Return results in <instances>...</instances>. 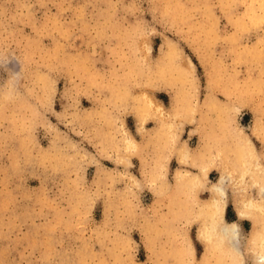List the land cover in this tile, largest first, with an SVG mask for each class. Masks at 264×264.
Returning <instances> with one entry per match:
<instances>
[{
    "label": "rangeland",
    "instance_id": "1",
    "mask_svg": "<svg viewBox=\"0 0 264 264\" xmlns=\"http://www.w3.org/2000/svg\"><path fill=\"white\" fill-rule=\"evenodd\" d=\"M232 162L238 254L206 255L209 192L177 172ZM243 195L264 198V0H0V264H264Z\"/></svg>",
    "mask_w": 264,
    "mask_h": 264
},
{
    "label": "bare ground",
    "instance_id": "2",
    "mask_svg": "<svg viewBox=\"0 0 264 264\" xmlns=\"http://www.w3.org/2000/svg\"><path fill=\"white\" fill-rule=\"evenodd\" d=\"M241 139L246 145L247 148V150H245L246 153L253 155L255 159L254 147L250 142V140L249 139L247 140L245 136H242ZM129 141H132V139H130ZM192 156L193 155L189 151H182L180 154L182 161L183 160L192 161L191 159L193 158ZM242 158L243 155H241V160ZM254 163L255 166L252 168L253 170L249 169L250 170L249 172H253L252 175L248 172V168H244L243 166H241L239 174L236 175L235 173L238 171V168L232 162L230 163L229 166L225 167V170L223 169L221 171V174L217 179V181H213L211 183L206 182L205 168L207 164H203L201 166V171L197 173L194 171H190L189 169H186V171L178 170L177 172L178 183L180 182L187 185L191 184L193 186L194 192L198 191V189H201L203 187H205L209 192V196L204 200H199V198L196 197L197 201L201 205L199 206L203 208L201 209V212L203 211L202 212L203 214L201 215L202 219L198 229V235L204 241L205 244L206 252L204 254L206 255L209 254L210 250H212L213 248L221 247L223 253L229 252L231 256L235 257L236 255L237 257L239 225L236 220H228L225 216L226 182L227 181L240 182L244 179L246 172L250 174L251 176L250 180L258 181V178L260 176L258 174V169H260V164L258 161H254ZM254 171L257 173H254ZM245 196L246 195H243V197H241L242 202H238L237 216L238 217L250 216L253 219V227L251 230L250 239H252L253 243L259 249V247L262 248L264 246V198L256 200L255 198L253 199ZM181 213L182 212H180L179 214ZM186 217L189 218L188 213L186 214ZM189 243H187L186 248L185 250H183V252H185V254H187L188 256H192L191 253L193 249L191 247V244L189 245ZM263 251H264V247H263ZM257 261L260 262L264 261L263 253H261V256L258 255Z\"/></svg>",
    "mask_w": 264,
    "mask_h": 264
}]
</instances>
